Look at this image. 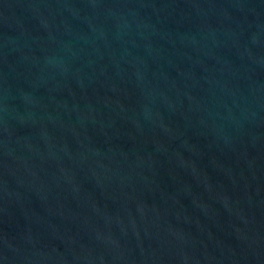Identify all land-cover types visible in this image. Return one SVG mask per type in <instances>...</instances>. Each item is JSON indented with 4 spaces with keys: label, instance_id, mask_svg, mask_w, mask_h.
Masks as SVG:
<instances>
[{
    "label": "water",
    "instance_id": "obj_1",
    "mask_svg": "<svg viewBox=\"0 0 264 264\" xmlns=\"http://www.w3.org/2000/svg\"><path fill=\"white\" fill-rule=\"evenodd\" d=\"M0 264H264V0H0Z\"/></svg>",
    "mask_w": 264,
    "mask_h": 264
}]
</instances>
